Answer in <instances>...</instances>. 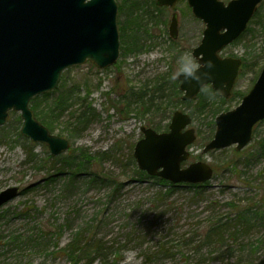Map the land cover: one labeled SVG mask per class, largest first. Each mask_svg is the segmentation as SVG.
I'll return each instance as SVG.
<instances>
[{
    "label": "rangeland",
    "instance_id": "obj_1",
    "mask_svg": "<svg viewBox=\"0 0 264 264\" xmlns=\"http://www.w3.org/2000/svg\"><path fill=\"white\" fill-rule=\"evenodd\" d=\"M116 1L118 60L105 68L90 61L71 66L50 94L30 103L38 102L51 128L40 121L68 139L69 149L53 156L48 145L25 137L20 112L0 125V191L19 187L0 207V264H70L65 248L76 236L104 244L107 261L92 264H264V120L244 149L203 153L217 113L236 107L261 72V64H252L264 52V1L246 31L221 51L244 61L231 96L207 85L214 98L201 91L186 101L172 75L178 57L200 43L205 23L187 0L172 7ZM173 13L177 38L169 33ZM176 110L193 117L189 127L197 133L183 164L204 161L214 174L200 188L180 186L168 195L170 186L148 179L133 152L143 126L166 131ZM98 171L117 187L90 182ZM217 222H224L220 241L208 236Z\"/></svg>",
    "mask_w": 264,
    "mask_h": 264
},
{
    "label": "water",
    "instance_id": "obj_2",
    "mask_svg": "<svg viewBox=\"0 0 264 264\" xmlns=\"http://www.w3.org/2000/svg\"><path fill=\"white\" fill-rule=\"evenodd\" d=\"M180 0H156L159 6H174ZM264 0H187L193 15L205 23L200 43L193 49L197 61L212 62V76L206 81L228 98L242 65L241 58L223 57L224 47L248 27ZM116 0H0V125L10 112H20L21 133L32 141L48 145L57 156L70 147L68 139L52 133L36 117L31 100L55 89L64 70L87 61L99 68L113 65L120 56ZM179 19L171 16L169 33L179 35ZM203 71V69H202ZM180 80V79H179ZM182 100L195 98L201 90L180 80ZM264 120V66L253 87L233 109L215 118L213 138L203 153L235 145L246 147L254 126ZM193 118L181 110L173 113L168 131L143 126L135 144L138 167L149 175L173 183H204L214 174L204 161L190 158L188 147L197 138L189 127ZM19 194L18 186L0 191V207Z\"/></svg>",
    "mask_w": 264,
    "mask_h": 264
},
{
    "label": "trees",
    "instance_id": "obj_3",
    "mask_svg": "<svg viewBox=\"0 0 264 264\" xmlns=\"http://www.w3.org/2000/svg\"><path fill=\"white\" fill-rule=\"evenodd\" d=\"M244 62V61H243ZM263 67L264 65V52H261V54H258L253 62V67L260 65ZM247 65V63H246ZM47 95L50 93H46ZM45 94V95H46ZM37 98V97H36ZM36 98L34 97L32 99V102L36 100ZM67 100L65 97H60L59 103L60 105H63L64 101ZM32 109L34 111V113L36 114L37 118L39 120H42L49 128H51L50 124H48L45 119H44V114L40 111L39 106H38V102H34ZM40 111V112H39ZM219 114V112L217 113ZM32 152H29V157L32 160L34 157L31 154ZM143 173L148 177V179H154L156 181H158L161 185L163 186H170V188H168L165 191H168V195L171 194L177 187L180 186H197V187H202L203 183H176L173 184L171 182H169L168 180L158 177V176H152L149 175L146 171L142 170ZM76 172H79V170H76ZM91 181L92 183H100L105 185L110 186L111 188L114 186V188L117 187V183L116 180H113L109 175L104 174V173H100V171L98 172H94V174L91 175ZM164 193L163 190L158 191L155 196L157 198L161 197L162 194ZM226 224V223H225ZM224 222L220 223L217 222L213 225V227L211 228V230L209 229L208 232V236H213L214 239H216L217 241H220L219 239H222L223 237V233H224V228H223ZM222 229V230H221ZM235 239L237 240L236 236H234ZM233 237V238H234ZM264 240H262L261 242H263ZM258 245V244H256ZM104 244H101L100 239L97 240L95 237H87V238H79V236L74 237V239H72L67 248H65V251L67 252V256L69 258L70 264H92V262H94L97 258L103 257L105 258L107 261V252H104V248L103 247ZM107 248V247H106ZM84 255V256H83ZM82 257H87V261H83ZM83 261V262H81ZM104 264H116V263H105Z\"/></svg>",
    "mask_w": 264,
    "mask_h": 264
},
{
    "label": "clouds",
    "instance_id": "obj_4",
    "mask_svg": "<svg viewBox=\"0 0 264 264\" xmlns=\"http://www.w3.org/2000/svg\"><path fill=\"white\" fill-rule=\"evenodd\" d=\"M213 69L212 62L197 61L192 53H184L178 57L172 79H180L191 87L202 90L211 99L214 98V94L211 89L205 87V84L211 78Z\"/></svg>",
    "mask_w": 264,
    "mask_h": 264
},
{
    "label": "flooded vegetation",
    "instance_id": "obj_5",
    "mask_svg": "<svg viewBox=\"0 0 264 264\" xmlns=\"http://www.w3.org/2000/svg\"><path fill=\"white\" fill-rule=\"evenodd\" d=\"M242 65H243V60H242ZM242 65H241V68H240V72H241V69H242V67H243Z\"/></svg>",
    "mask_w": 264,
    "mask_h": 264
},
{
    "label": "bare ground",
    "instance_id": "obj_6",
    "mask_svg": "<svg viewBox=\"0 0 264 264\" xmlns=\"http://www.w3.org/2000/svg\"><path fill=\"white\" fill-rule=\"evenodd\" d=\"M169 182H171L170 180H168ZM171 183H173V182H171ZM173 184H176V183H173Z\"/></svg>",
    "mask_w": 264,
    "mask_h": 264
}]
</instances>
